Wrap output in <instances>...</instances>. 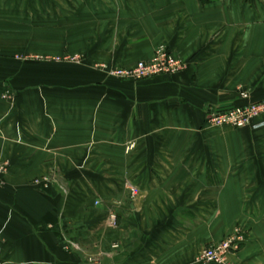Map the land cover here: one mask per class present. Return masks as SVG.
Listing matches in <instances>:
<instances>
[{
    "label": "crops",
    "instance_id": "crops-1",
    "mask_svg": "<svg viewBox=\"0 0 264 264\" xmlns=\"http://www.w3.org/2000/svg\"><path fill=\"white\" fill-rule=\"evenodd\" d=\"M160 47L182 73L108 75ZM263 100L264 0H0V264H264V116L206 122Z\"/></svg>",
    "mask_w": 264,
    "mask_h": 264
},
{
    "label": "built area",
    "instance_id": "built-area-1",
    "mask_svg": "<svg viewBox=\"0 0 264 264\" xmlns=\"http://www.w3.org/2000/svg\"><path fill=\"white\" fill-rule=\"evenodd\" d=\"M69 60L68 57L64 58ZM74 61L75 59H71ZM104 70H107L103 67ZM186 65L181 60L175 58L169 51L160 47L156 49L153 56L148 61H141L131 69H109L107 73L115 79L139 82L149 80L157 76H173L182 73ZM240 98L247 100L246 93H240ZM264 116V100L258 102H245L242 105L224 110H210L206 116L207 125L210 128H230L234 130L244 129ZM7 171V164L0 163V181ZM136 194L135 189L130 188V195ZM98 204V202H96ZM110 219L114 221L115 216L112 214ZM245 239L240 231H234L225 236L221 241L213 243L203 248L197 254L198 264H234L232 256L240 249ZM1 234H0V251H1Z\"/></svg>",
    "mask_w": 264,
    "mask_h": 264
},
{
    "label": "rangeland",
    "instance_id": "rangeland-1",
    "mask_svg": "<svg viewBox=\"0 0 264 264\" xmlns=\"http://www.w3.org/2000/svg\"><path fill=\"white\" fill-rule=\"evenodd\" d=\"M68 57L66 56H51V57H45V56H37L34 57L33 59L36 61H48V62H54V63H76L78 61L77 57L73 56H69V60H65L64 58ZM28 57L26 56H21L20 60L23 61H27ZM30 60L32 58H29ZM71 59H75L74 61H72ZM136 192V191H135ZM136 194L132 197V199H129L130 201H133V199H135ZM96 202H98V204H96ZM113 199H96L94 204H93V209H106V208H110L112 209L113 206L119 205V203H112ZM112 206V207H111ZM115 209V208H113ZM234 256V255H233ZM233 258V257H232Z\"/></svg>",
    "mask_w": 264,
    "mask_h": 264
}]
</instances>
